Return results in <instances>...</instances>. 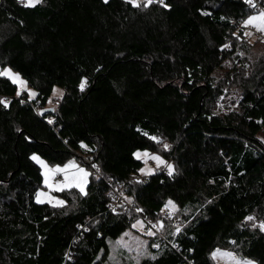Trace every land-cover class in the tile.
Returning <instances> with one entry per match:
<instances>
[{"label":"trees","instance_id":"obj_1","mask_svg":"<svg viewBox=\"0 0 264 264\" xmlns=\"http://www.w3.org/2000/svg\"><path fill=\"white\" fill-rule=\"evenodd\" d=\"M165 3L0 0V68L36 92L17 95L0 76V264H109L111 243L139 218L114 209V189L148 224L165 225L140 264H215L216 249L264 264V232L245 222L264 221V61L238 112L213 110L221 91L212 75L255 10L246 0ZM137 151H163L172 174L136 179ZM33 154L99 171L86 195L37 203L43 175ZM169 200L176 208L164 213Z\"/></svg>","mask_w":264,"mask_h":264},{"label":"rangeland","instance_id":"obj_2","mask_svg":"<svg viewBox=\"0 0 264 264\" xmlns=\"http://www.w3.org/2000/svg\"><path fill=\"white\" fill-rule=\"evenodd\" d=\"M139 2L143 3V0H139ZM259 12H262V11L255 10V12L250 15H256ZM235 42L236 44L234 45L233 53L223 61L221 67L215 70L212 75L214 86L219 87L221 91V94L217 98L214 109H213L214 112L218 115L229 114V113L239 111L240 101L243 97L242 95L243 85L247 82V79L249 77H251L258 69L261 68V64L264 61V32H261L257 28L252 27V26L246 27L245 24L243 23V33L241 37L236 39ZM229 49H231V47ZM12 72L16 73L13 70ZM22 80L24 79L22 78ZM18 90H19V93H22V91L23 92L26 91L28 95H29V92L34 93V95L31 96V98L34 97L36 93L27 84L24 87H21L18 85ZM56 90L57 91L53 92L52 96L49 98L47 102V106L52 107L54 109L58 107L61 97L63 95V91L61 89L56 88ZM262 138L264 139V131H263ZM157 143L161 147V150H169L170 148V146L166 144L169 147L165 149L164 147L165 143H161L159 140L157 141ZM137 152L141 154L139 159L143 160L144 166L142 169H145V173L147 174L155 173L156 169L160 170L162 168H167L166 167L167 164L171 165V162L166 160L162 156L163 151L158 152V153H153L149 151H137ZM145 152L160 156L166 162V164L158 166L155 160L151 159L149 156L144 155ZM33 155L38 156L40 160H42L44 164L48 166V168H55L57 166L63 168L65 164H68L69 162H73L79 168L85 169V171L89 173V176L87 177V184L85 185V191H86L87 185L89 183V179L95 168L93 167L91 168L89 165L81 164L74 158L62 165H50L47 163V161L44 158H42L38 154H33ZM83 161L86 162V160H83ZM34 162L40 167L42 175H43L44 168H42L40 163H38L36 160H34ZM149 169H151L152 171L149 172L148 171ZM75 171H76L75 168L68 169L69 174ZM145 173L139 172V174L142 177H135V178L143 179L144 175H147ZM44 180L45 178L43 175L42 187L38 189L35 195V201L37 203H49L53 206H62L60 204H57L58 200H63L64 204H66V201L61 196V193H63L64 191H70L72 189L79 191V189L75 186L71 188H62L61 190H56L55 187L49 188V186L45 184ZM63 181H64V174L56 173L54 176L50 177L49 184H53V185L62 184ZM38 192L43 194L40 197V202L37 201ZM123 199H124L123 204L124 205L128 204L129 205L128 209L134 212L136 215H138L139 218L133 224V225H136V227H133L132 225L130 229H128L126 232H124L121 235L120 238H118L117 240L111 243L109 264H140V261L143 258L148 257L151 254L150 242L155 236H158V237L162 236L161 233H163L162 232L163 229L165 230V225L163 224V222H160V221L149 222V224H151L152 226L151 231L155 233V235H152V236L148 235L147 232L150 229H147V227H150V226L148 225L147 219L142 218V216L139 215L137 211H135V208L130 206L131 204L129 202L130 200L127 201L124 197ZM175 208L169 205V207L166 208L164 213H167L170 210H175ZM252 217H254V220L252 221L245 220V222H247L248 224H251V226L252 224H256L257 227L255 228L260 229L259 224L262 220L257 219L255 216H252ZM137 221H140L141 223L137 224ZM153 225H155V227H153ZM125 233H128V235H125ZM141 242H143L142 245H141ZM221 250L236 254L235 252L228 250V249H221ZM213 261L215 264H223V262L219 261L218 259L217 260L213 259Z\"/></svg>","mask_w":264,"mask_h":264},{"label":"snow or ice","instance_id":"obj_3","mask_svg":"<svg viewBox=\"0 0 264 264\" xmlns=\"http://www.w3.org/2000/svg\"><path fill=\"white\" fill-rule=\"evenodd\" d=\"M24 5L26 7H34L36 6L38 3L41 2V0H23ZM105 2L107 3V0H105ZM127 3L132 4V6L134 7H140V2L139 0H126ZM159 3L161 6L168 8L170 7V5H168L167 3H165V0H143V6L144 7H148L150 6L152 3ZM247 3H249L251 6H255L253 0H246ZM245 26H252L257 28L259 31L264 32V11L259 12L256 15H250L247 20H245L244 22ZM0 76H5L7 77L9 80H11L14 84H18L21 87L26 86V82L24 80H22V78L20 77V75L18 73H13L12 70L10 68H3L0 69ZM86 84V80H82L80 83V88L81 90L84 89ZM54 92H56L57 90L54 89ZM19 90L17 92V95H19ZM34 93L29 92V96H33ZM0 104H3L5 107L8 106V102L6 100H2L0 99ZM52 121L50 120L49 123H51ZM152 139H156L155 137H152ZM165 149H167L169 146L168 145H164ZM134 156H136V158H140L141 154L139 152L137 153H133ZM145 156H149L151 159L155 160L157 162V165H163L166 164V162L158 155H153V154H149L147 152L144 153ZM33 160H36L38 163H40L41 167L44 168V182L46 185L49 186V188H53L55 187L56 190H61L62 188H71L73 186L77 187L79 189V191L82 194H87L85 191V185L87 184V177L89 176V173L87 171H85V169L83 168H79L78 166H76L73 162H69L68 164H65L63 166V168L57 166L55 168H48L47 165L44 164V162L42 160H40V158L36 155H33L32 157ZM93 168H97V171H99V168L94 164L92 165ZM166 167L169 170V175L172 174L173 171V167L170 164H167ZM70 168H75L76 171L69 174L68 169ZM141 173H145V169H140L139 170ZM149 172H151L152 170L149 169ZM56 173H63L64 174V181L62 184H49V179L51 176H54ZM147 174V173H145ZM41 195H43L42 193H37V201L40 202V197ZM57 204L63 205L64 201L63 200H58ZM169 205H171L173 208H175V204L173 201L169 200L166 204H165V208H168ZM138 211H140V209H138ZM246 221H252L254 220V217L252 216H248L245 218ZM140 221H137V224H140ZM133 227H136V225H133ZM153 227H155V225H153ZM252 227L255 228L257 227L256 224H252ZM259 228L261 231H264V221H261L259 224ZM177 232L180 231L179 228H177L176 230ZM148 235L152 236L155 235V233H153L151 230H149L147 232ZM125 235H128V233H125ZM143 244V242H141V245ZM153 247H159L156 244L152 245ZM175 246V245H174ZM211 257L214 260H219L221 262H223V264H256V262L254 260L248 259V258H241L236 256V254L232 253V252H228V251H223L221 249H216L211 253Z\"/></svg>","mask_w":264,"mask_h":264},{"label":"built area","instance_id":"obj_4","mask_svg":"<svg viewBox=\"0 0 264 264\" xmlns=\"http://www.w3.org/2000/svg\"><path fill=\"white\" fill-rule=\"evenodd\" d=\"M253 2L255 4L254 7L251 6L249 3H248V6L252 7L254 10H257V11H264V6L261 3H259L258 0H253ZM23 95H24V92L22 91V93H20V96H23ZM157 172H159L158 169L155 170V173H157ZM114 198H116V202H115V205H114V209H116V210H118L120 212H123V211H125L126 209L129 208V205L128 204H126V205L123 204L124 205L123 207H122V205H117L118 202L123 203V201H124L123 197L119 194V191L117 189H114ZM135 211H137L139 213V215L142 216V218H145L144 215L140 211H138V210H135ZM148 225L150 227H152L151 224H148Z\"/></svg>","mask_w":264,"mask_h":264}]
</instances>
